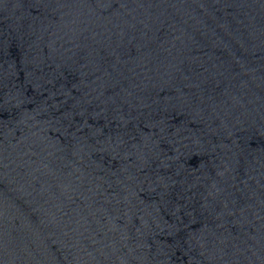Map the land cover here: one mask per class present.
Wrapping results in <instances>:
<instances>
[{"label":"water","instance_id":"water-1","mask_svg":"<svg viewBox=\"0 0 264 264\" xmlns=\"http://www.w3.org/2000/svg\"><path fill=\"white\" fill-rule=\"evenodd\" d=\"M0 264H264V0H0Z\"/></svg>","mask_w":264,"mask_h":264}]
</instances>
